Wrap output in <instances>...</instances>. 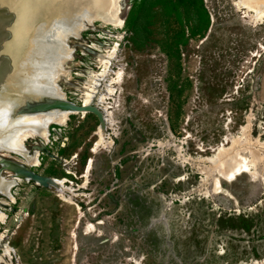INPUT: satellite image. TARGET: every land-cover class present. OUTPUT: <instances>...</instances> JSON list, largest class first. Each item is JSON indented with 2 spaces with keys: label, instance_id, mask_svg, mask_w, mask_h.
Returning a JSON list of instances; mask_svg holds the SVG:
<instances>
[{
  "label": "rangeland",
  "instance_id": "374dc122",
  "mask_svg": "<svg viewBox=\"0 0 264 264\" xmlns=\"http://www.w3.org/2000/svg\"><path fill=\"white\" fill-rule=\"evenodd\" d=\"M235 2L119 0L117 24L77 21L58 83L82 111L26 141L37 166L3 153L32 179L2 174L17 180L13 202L0 195V264H264V24ZM65 8L47 12L75 19ZM100 59V93L121 78L84 107ZM246 126L257 178L229 182L209 158Z\"/></svg>",
  "mask_w": 264,
  "mask_h": 264
},
{
  "label": "bare ground",
  "instance_id": "6f19581e",
  "mask_svg": "<svg viewBox=\"0 0 264 264\" xmlns=\"http://www.w3.org/2000/svg\"><path fill=\"white\" fill-rule=\"evenodd\" d=\"M56 1L59 0H0V58L5 55V66L0 68V89L7 88L5 95L0 97V195L12 202L15 181L30 180L32 177L23 165L4 160L2 156L6 154L3 153L17 154L29 166H37L39 148L30 154L26 141L35 137L47 139L52 124L64 125L72 115L82 111L68 100L58 83L60 77L68 73L64 63L72 58V50L66 47L67 38L79 35L77 21L80 19L86 18L92 23L101 20L104 12H108L105 20L117 24L119 19V0H66L64 4L59 1L71 12H76V18L71 21L63 18L64 15L54 14L53 10L47 12V8L54 7ZM235 5L238 10H244L250 23L256 26L264 24V0H236ZM47 15L49 19H46ZM45 20L51 21L46 23ZM101 21L106 22L104 19ZM100 62L104 70L90 74L88 88L85 87L84 107L91 106L95 98H98L99 105H103L107 98L114 95V86L119 84L121 74L117 72V78L107 86V93H100L99 86L111 64L109 59H100ZM99 134L100 144L104 140L102 127ZM243 135L244 138H232L229 149L222 145L218 155L209 158L226 181L232 182L244 175L257 178V172L252 167L258 155L248 143L250 134L247 126ZM240 144L244 146L240 147ZM256 145L264 146V142L258 141ZM5 170L14 172L17 179L6 180L2 175ZM65 180L53 178L50 182L63 187ZM213 192H228L219 177L214 180ZM5 218L0 212V221L4 222ZM5 251L7 255L10 252L8 247Z\"/></svg>",
  "mask_w": 264,
  "mask_h": 264
},
{
  "label": "water",
  "instance_id": "95a60500",
  "mask_svg": "<svg viewBox=\"0 0 264 264\" xmlns=\"http://www.w3.org/2000/svg\"><path fill=\"white\" fill-rule=\"evenodd\" d=\"M59 1H61L63 4H64V1H66V0H59ZM59 1H56V2H59ZM46 4V3H45ZM45 4H44V6H45ZM51 4V3H50ZM49 5V4H48ZM48 5H46V6H48ZM49 8H51V7H49ZM44 9H45V7H44ZM37 17V16H36ZM38 19V18H37Z\"/></svg>",
  "mask_w": 264,
  "mask_h": 264
}]
</instances>
